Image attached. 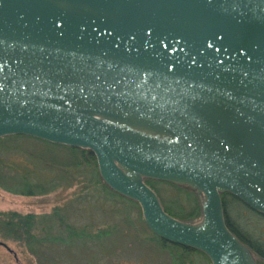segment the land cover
Masks as SVG:
<instances>
[{"label": "water", "instance_id": "obj_1", "mask_svg": "<svg viewBox=\"0 0 264 264\" xmlns=\"http://www.w3.org/2000/svg\"><path fill=\"white\" fill-rule=\"evenodd\" d=\"M10 136L90 151L154 236L257 264L221 195L264 215V0H0ZM146 179L194 191L200 221L168 215Z\"/></svg>", "mask_w": 264, "mask_h": 264}, {"label": "rangeland", "instance_id": "obj_2", "mask_svg": "<svg viewBox=\"0 0 264 264\" xmlns=\"http://www.w3.org/2000/svg\"><path fill=\"white\" fill-rule=\"evenodd\" d=\"M3 147L9 153L15 152V155L7 156V161L13 167L10 174L22 175L27 170L29 178H34L31 182L37 183L34 187L25 180L18 183L7 182L5 186L18 193L32 191L42 195L27 197L0 188V212L44 216L57 210L64 223L77 230L86 228L92 234L101 229L112 230L106 235L102 234L94 243L83 245V248H60L49 243L44 244L39 246L42 248H37L38 255L30 253L19 242L0 237V242L6 246H0V264L170 263L171 256L168 252L157 255L154 248L158 247L145 241L144 236L148 237L150 234L144 227L140 208L126 204L127 201L118 197L105 199L101 187L94 188L87 165L79 164V157L74 151L33 138L10 140ZM155 187L166 204L175 201L174 198L178 196L167 185ZM58 229L55 226L50 234L59 236L63 229ZM43 236V233H39V237ZM191 262L211 264L198 255L192 256Z\"/></svg>", "mask_w": 264, "mask_h": 264}, {"label": "trees", "instance_id": "obj_3", "mask_svg": "<svg viewBox=\"0 0 264 264\" xmlns=\"http://www.w3.org/2000/svg\"><path fill=\"white\" fill-rule=\"evenodd\" d=\"M19 138L29 137L10 136L0 138V188L12 194H18L27 197L42 195L41 193L36 194L32 191L28 193H18L5 186L7 182L18 183L25 182V180L30 185L34 187L37 186V183L31 182L34 178H29V171L27 170L22 172V175L10 174V170L13 169V167L7 161V156L15 155V152L9 153L6 149H3V144L10 140ZM66 148L71 149L78 155L79 164L87 165L89 172H91L90 175L93 178L92 184L94 188L100 186L103 190L102 193H104L105 199L118 197L122 200L124 199L125 201H127L126 204L128 205H135L139 207L135 202L118 196L105 186V184L100 179L96 159L90 151L69 147ZM26 172L28 174L27 176ZM37 181L38 179H36V182ZM144 183L157 194L163 210L168 215L179 221L187 223H197L200 221L202 214L199 204V198L194 191L187 187L149 179H146ZM155 185H167L171 189H174V192L178 194V196L174 198L175 201L166 204L161 199L159 191L156 189ZM44 194L45 193H43V195ZM221 198L223 202L224 217L227 227L247 248H249L256 260V263L264 264V215L253 211L231 194L224 193L221 195ZM178 199H180L181 201H179ZM55 226H58V230L63 229V235L61 233L59 236L55 237L50 234L51 232H53V228ZM144 227L150 234V236L148 237L144 236L145 241L158 247L154 248V251L157 255L159 253L163 254L164 252H168V254L171 256V261L169 264H190L192 263L191 257L195 255L202 256L208 262H210L204 254L164 242L154 236L148 230L145 224ZM109 230L112 229L109 228ZM109 230L101 229L96 234H92L86 228L77 230L71 227L69 224L64 223L63 219L60 217V215H58L57 210H54L50 215L44 216L35 214L21 215L16 212H0V237L4 240H12L21 243L25 246V248H27L30 253L35 255H38L37 248L39 246L48 243L60 248L61 246H75L76 248H83V245L90 242L94 243L96 240H99V237L103 236L102 234H108ZM39 233H43L44 236L39 237ZM188 258L189 260H187Z\"/></svg>", "mask_w": 264, "mask_h": 264}]
</instances>
